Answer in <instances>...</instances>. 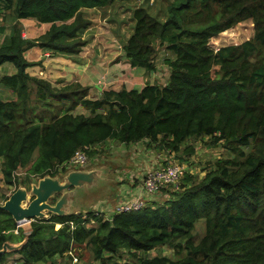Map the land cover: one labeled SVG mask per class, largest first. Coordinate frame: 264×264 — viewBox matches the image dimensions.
I'll use <instances>...</instances> for the list:
<instances>
[{"label":"trees","instance_id":"16d2710c","mask_svg":"<svg viewBox=\"0 0 264 264\" xmlns=\"http://www.w3.org/2000/svg\"><path fill=\"white\" fill-rule=\"evenodd\" d=\"M132 1L0 0L14 21L0 46V66L9 63L16 70L0 78L16 95L0 99V183L9 189L0 187V203L19 185L65 175L68 169L58 168L78 149L90 147L93 156L109 140L121 145L146 140L152 148L178 154L187 142L207 138L223 145V157L202 178L185 173L178 189L161 190L169 196L164 203L148 201L140 211L110 219L96 211H88L87 219L82 213L49 214L31 222L26 234L0 209V251L7 242L26 240L12 252L21 255L22 264H56L77 246L98 264H264V0H170L165 20L139 0L122 49L132 68L150 73L165 46L171 69L166 85L104 91L91 99L89 88L79 83L56 88L28 72L37 65L25 56L33 48L69 56L84 50L83 33L91 26L85 10ZM25 19L49 28L27 39L20 23ZM247 21L254 25L252 39L218 51L209 46ZM79 107L90 115L75 114ZM22 170L23 179L17 176ZM201 221L205 229L198 242ZM159 247L172 256L148 255ZM9 254L0 253V264Z\"/></svg>","mask_w":264,"mask_h":264},{"label":"rangeland","instance_id":"374dc122","mask_svg":"<svg viewBox=\"0 0 264 264\" xmlns=\"http://www.w3.org/2000/svg\"><path fill=\"white\" fill-rule=\"evenodd\" d=\"M169 1L170 0H147L146 3L149 4L151 11L156 16H158L162 20H165L166 7L169 4ZM139 4H142L139 0H133L130 3H117L113 5L112 10L107 9L103 11L85 12L84 14L88 19L95 20V23L91 24L94 31V33L92 31L91 36H93L95 33L98 36V39L90 36L88 49H91L92 47L96 48L101 46H107L108 43L109 44L113 43L117 47L122 46L126 42L127 38L130 37V34L132 33V29L134 26V22L132 21V14L134 8L137 7ZM89 10L90 9H87L86 11ZM101 20L103 21L102 24L99 23ZM33 22L35 21L25 20L24 25H26V23H33ZM7 23H10V18L7 19ZM41 26L43 27L44 25L41 24ZM42 27H39L36 24H29L25 26L24 33L27 34L29 37L32 36L38 37L39 35H42L44 33ZM253 36H254V25L251 21H247L213 38L210 41L209 46L217 51L225 46L240 45L245 41L252 39ZM98 51H100V54H104L103 58L106 54L108 55V51H104L99 48ZM113 51L117 53L116 50ZM85 52H88V50H86ZM48 54H51V58H52V53L49 52ZM168 57L169 55L165 50V46L161 47L158 51V55L155 61L156 64L155 70L153 72L147 73L149 75L147 76L145 75L146 78H149L148 79L149 82L147 81L146 84L154 83L161 86V85H165L168 82L169 77L171 75V69L165 63V60ZM103 58L100 59V61L105 62ZM37 63L38 61L34 62V64ZM3 66H0L1 76L7 74L9 75V73L11 72L10 67L13 69L14 72L16 71L15 67L12 64L6 63ZM141 71H143V73L146 72L144 69L138 68L136 69L135 73H138V75H140ZM104 74L107 75V73ZM0 97L1 100L3 101H12L16 99V95L13 93V91L2 86H0ZM80 112L86 115L90 114L87 110L81 107L77 108L74 113L77 114ZM209 141L210 140H207V138H205L204 141L202 140L189 141L185 145H183V147L181 148V152L178 154L168 149H158L153 147L154 156L156 155H158V157L161 156L160 159L164 161L166 160L167 162H176V163H180L181 165H185V167L187 168L186 173L192 174L191 172L193 171L194 172L193 175L195 174V176H199L200 178H202L204 175H206L207 170L213 164V162L223 157V154L225 152L222 144L216 147L214 145H211ZM113 144L114 145H112V147L105 145L102 146L100 149H98V147L95 148L97 154L93 156H89V162L87 166L81 169V170H89V169L97 168L99 169L98 171L100 172V175L98 176L97 179V183L94 187H83L74 190L76 192V196H75L76 199H75V205L73 211H76L75 212L76 214L82 213L83 219H87V214L85 213L88 211L104 209L105 208L104 201H108L110 205H113V202H115L114 201L115 196H120L122 195L123 192L126 193L127 189L125 186L119 187L118 190H116L115 192V186L111 184V180H114L115 177H121L122 179L127 180L132 173H135V171H133L132 169L126 168L133 166L136 163V160L133 158L126 159L127 151L125 149L126 146L133 147L134 144H128V145L125 144L124 145L125 147H120L123 145H120L115 142H113ZM188 146H191L193 149H188ZM191 150L193 151L191 152ZM179 156H181L180 160H179ZM1 164L2 161L0 160V178H2ZM159 165L160 162H156V165H154V167H152L151 170L157 168ZM77 169L79 168L68 167V171H73ZM24 171L25 170H22V172L18 173L17 176L23 179L25 176ZM32 179L33 182L35 180H38V178L36 179L32 178ZM29 184L30 183H28L27 185ZM0 187L2 191L9 190L4 187L3 183H0ZM10 194L11 193H9V195ZM141 197H143L146 202L154 200L155 203L161 204L164 203V201H166L169 196L168 195L165 196L164 194L149 195L146 192H144L141 187ZM81 211H86V212H81ZM104 212L102 213L108 215L112 214V213H107L105 210ZM23 228L25 232H28V228H29L28 225L24 226ZM56 229H58V226ZM204 229H205L204 221H201L199 224H197L196 241L198 242L200 241ZM85 253H87V257H83V258L84 259L88 258V261H92L91 254L89 252H85ZM78 254L81 255L82 258V253L78 252ZM172 254H173L172 251L167 247H159L151 251L148 255L150 257H153L158 255L172 256Z\"/></svg>","mask_w":264,"mask_h":264},{"label":"crops","instance_id":"0c3cea01","mask_svg":"<svg viewBox=\"0 0 264 264\" xmlns=\"http://www.w3.org/2000/svg\"><path fill=\"white\" fill-rule=\"evenodd\" d=\"M107 9L112 10V7L107 8ZM107 9H103V10H107ZM103 10L91 9L89 11L85 10L84 13L94 12V11H103ZM107 12H104V13H107ZM8 18H11L10 23H7ZM25 20L35 21L33 23H26V25L36 24L37 26L42 27L41 24L36 19H25ZM25 20L20 21L22 28H23L24 37L27 39L28 38L36 39L39 36H41L39 35L38 37H35V36L29 37L27 34H25L24 33V28L26 26L24 25ZM90 21H91V24L95 23V20H90ZM102 22L103 21L101 20L99 23L102 24ZM13 24H14L13 18L9 15L8 11L0 8V46L3 45L4 42H6V40L8 39L11 33V28ZM43 25L44 26L42 28L45 33L46 30H48L49 25H45V24ZM92 31H93V28L92 26H90L83 33V39L87 40L88 44L90 42V36L92 34ZM91 37L98 39V36L96 35V33ZM88 46L89 45H87L79 55L69 56V55H53L52 54V58L46 57L49 51L45 49H41V48H33L29 50L25 56L30 62L33 61L32 63H34L35 61H38V63L36 66H33L30 69H28V72L32 76L40 77L50 82L56 88H62L72 83H79L83 87L89 88V98L91 99H99L104 91H110V90L121 91L123 88H126L129 91L130 90L141 91L146 86V83L149 79V78H146V76L149 74H147V72L143 73V71H141L140 75H138V73H135L136 69L138 68H132L130 66V64L128 63L127 57L122 49V46L117 47L113 43L112 44L108 43L107 46H101V47H96V48L92 47L91 49H88ZM98 48L104 51H108V55L106 54L103 58L104 54H100V51H98ZM86 50H88V52H85ZM113 50H116L117 53H115ZM102 58L103 60H105V62L100 61V59ZM7 67H10V66H7ZM10 69H11V72L9 73V75H13L15 72L13 71L11 67ZM104 73H107V75H105ZM0 77L2 76L0 75ZM151 84L153 85L154 83H151ZM154 85H157V84H154ZM78 114H84V113L80 112ZM113 142H114L113 140H109L105 144L100 145L98 149H100L102 146H105V145L112 147V145H114ZM122 145L123 146H120V147H125L124 146L125 144H122ZM125 149L127 151L126 159L133 158L136 160V163L133 166L126 167V168L132 169L133 171H135V173H132L128 177L127 180L122 179L121 177H115L114 180H111V184L115 186V192L116 190H118L119 187H123V186L126 187L127 191L126 193L123 192L122 195L120 196H115L114 198L115 202H113V205H110L108 201H104L105 208L100 209V210H94V211L104 212L105 210L107 213H113L114 209L120 204L129 202L131 200H134L135 198L141 197V187L143 183L142 180H144L145 174L148 171H150L151 168L154 167V165H156V162H160L159 166L169 163L166 160L164 161L160 159L161 156L159 157L158 155L154 156V151H153L154 149L149 146L148 141L146 140L134 144L133 147L126 146ZM130 154H131V157H130ZM154 159H155V162H154ZM191 173L193 174L194 172L192 171ZM151 201L153 202L154 200H151ZM75 212L76 211H74V213ZM81 212H86V211H81ZM105 215L107 216L108 214H105ZM29 224H27L29 226L28 232L30 231ZM57 226H58V229L61 227L60 225H57ZM25 241L21 243H10V242L6 243L9 246V249H7V252L5 253H11V254H9L5 264H22L21 255L19 253H12V252L18 251L24 245ZM77 251L82 253V258H81V255H79ZM82 251L83 250L79 248L78 246L72 247L71 250L68 253H66L63 257H57L54 261L56 262V264H98L97 262H93V260L88 261V258L84 259L83 257H87V253L82 252ZM36 264H52V261L46 262V263H43V262L36 263Z\"/></svg>","mask_w":264,"mask_h":264},{"label":"water","instance_id":"95a60500","mask_svg":"<svg viewBox=\"0 0 264 264\" xmlns=\"http://www.w3.org/2000/svg\"><path fill=\"white\" fill-rule=\"evenodd\" d=\"M99 169L67 171L65 175H50L32 183L30 187L19 185L0 209L7 212L17 224L47 219L49 214L65 217L74 213L75 189L94 187L100 175ZM56 199L55 203L52 200ZM4 245L0 253L7 252ZM12 251V250H10Z\"/></svg>","mask_w":264,"mask_h":264},{"label":"built area","instance_id":"2783aa9c","mask_svg":"<svg viewBox=\"0 0 264 264\" xmlns=\"http://www.w3.org/2000/svg\"><path fill=\"white\" fill-rule=\"evenodd\" d=\"M47 57H51V54H47ZM90 150H91L90 147H84L78 149L74 153L70 161L62 166H59L58 169L59 170H62L64 168L68 169V167H75L79 169L85 168L89 162L88 152ZM186 169L187 168L185 167V165H181L176 162H169L157 168H154L145 174L142 183V190L149 195H158L161 192V190L169 187L178 189L180 180L184 177L185 173L187 172ZM146 204L147 202L143 197H138L129 202L120 204L114 209V212L111 215L106 216L100 211H96L95 215H102L104 219H110L116 213H128L132 211H140L146 206ZM27 224L29 223L23 225L18 224V228L20 227L23 228ZM16 233L18 232L16 231Z\"/></svg>","mask_w":264,"mask_h":264}]
</instances>
